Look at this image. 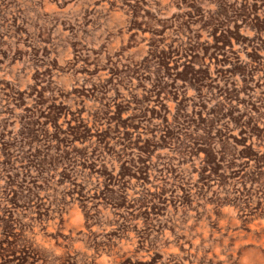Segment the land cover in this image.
Wrapping results in <instances>:
<instances>
[{"label": "rangeland", "instance_id": "374dc122", "mask_svg": "<svg viewBox=\"0 0 264 264\" xmlns=\"http://www.w3.org/2000/svg\"><path fill=\"white\" fill-rule=\"evenodd\" d=\"M262 21L0 0V264H264Z\"/></svg>", "mask_w": 264, "mask_h": 264}, {"label": "trees", "instance_id": "16d2710c", "mask_svg": "<svg viewBox=\"0 0 264 264\" xmlns=\"http://www.w3.org/2000/svg\"><path fill=\"white\" fill-rule=\"evenodd\" d=\"M200 8H201V5L197 4V6H190V5H187V6H184L183 8V14L189 16V17H193L196 13H198L200 11ZM247 9H250L248 12L246 13H249L250 11H255L256 10V4L255 3H252L248 5ZM241 13H244V12H241ZM226 14V11L225 9L223 8V6L221 5H218L217 9L215 10V15L217 16V18H220V17H224V15ZM250 14V13H249ZM248 14V16H249ZM236 15V14H235ZM249 17H246L245 20H247ZM236 19H238L236 17ZM255 20V19H254ZM264 21H262V24H263ZM246 22H242V24L240 25H237V24H234L235 27H236V31L237 33L241 32L240 30L243 29L244 31H248V24L245 25ZM237 25V26H236ZM250 29H254L251 28ZM242 30V31H243ZM235 31V32H236ZM244 41H248L249 43H254L255 41H258L261 43L260 46H258L257 48L255 46H252V50L255 52V53H251V57H252V60L253 61H256V60H264V54H261V53H264V28H259V29H256L254 31V37L252 39H250V41L248 40V37H241ZM227 40L228 42H226L228 45H230V48H234L233 44L230 42V37L228 36L227 37ZM245 48H248V46H246ZM223 56L224 58L222 59V61L225 63V64H229L232 60L230 59L232 57V54L229 51H225L223 52ZM238 61L240 60V56L237 57ZM233 71V70H231ZM235 74L232 73L231 77H234Z\"/></svg>", "mask_w": 264, "mask_h": 264}]
</instances>
